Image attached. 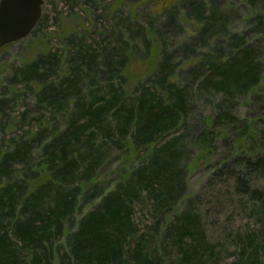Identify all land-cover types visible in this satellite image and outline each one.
Returning <instances> with one entry per match:
<instances>
[{
  "label": "trees",
  "instance_id": "trees-1",
  "mask_svg": "<svg viewBox=\"0 0 264 264\" xmlns=\"http://www.w3.org/2000/svg\"><path fill=\"white\" fill-rule=\"evenodd\" d=\"M188 3L174 0L161 8L152 4L150 11L153 18H165L163 27L170 26L178 21L181 9L189 8ZM158 9L161 11L155 13ZM194 13L193 17L187 12L186 17L199 26L201 47L213 36L224 37V16L214 6L200 1ZM197 19L206 21L200 24ZM254 20L260 34L256 41L264 43V11ZM144 30L136 31L132 40L125 37L104 58L95 52L87 57L77 49L70 61L80 62L71 64L57 84L45 85L39 100L63 112L80 82L101 86L103 78L106 80L102 86L106 89L96 95L100 103L94 99L85 103L74 92L65 129L44 143L34 165L29 141L20 139L13 149L1 151L0 140V264H53L56 257L59 264H161L165 256L161 245L168 240L180 254L178 264H207L213 246L200 240L201 214L194 208L199 196L188 193L190 173L206 167L210 180H233L234 194L241 201L264 200V119L240 120L230 109L233 100L248 97L250 102L258 94L261 62L252 44L231 34L228 54L220 45L200 55L192 51L196 60L188 57L187 62L194 63L189 72L200 83L194 90L170 81L184 66L173 61L160 29L151 26ZM151 44L160 48L147 77L153 84L145 87L139 83L135 91L140 93L128 95L127 59L136 55L148 58ZM184 50H189L187 43ZM58 58L50 52L37 55L8 79L11 83L44 79L55 71ZM6 92V88L0 92V103L6 101ZM218 93L221 96L215 100ZM204 96L205 102L201 101ZM206 102L210 113L205 115L200 109ZM199 103L198 121L191 122ZM99 133L107 145L98 143L93 148L101 138ZM87 140L89 149L81 144ZM120 143L129 145L137 165L129 167L113 188L103 187L96 179L104 165V150ZM13 163L22 164L19 171ZM41 175L46 179L34 187ZM90 182L91 187L85 189ZM135 201L143 203L148 213H160L154 227L140 232L134 218ZM184 201L183 209L179 206ZM86 206L90 209L83 212ZM63 237L64 245L56 247ZM250 242L244 250L248 260L244 264L259 260L260 245L254 239Z\"/></svg>",
  "mask_w": 264,
  "mask_h": 264
},
{
  "label": "rangeland",
  "instance_id": "rangeland-1",
  "mask_svg": "<svg viewBox=\"0 0 264 264\" xmlns=\"http://www.w3.org/2000/svg\"><path fill=\"white\" fill-rule=\"evenodd\" d=\"M173 1L43 0L40 20L34 27L36 32L32 33L31 31L26 38L0 49V92H3L4 88L7 90L6 101L0 103V140L3 144L1 151L13 149L16 145L15 141L27 140L30 143L28 150V153L31 154L30 162L34 165L44 143L65 129L67 113L73 108L74 92L77 91L80 100L85 103L91 99L100 103L99 92L106 89L102 88V86L105 87L106 80L103 78L101 86L97 83L89 85L86 80L80 82L75 86L74 92L71 93L72 96L66 103L67 111L63 112L52 109L47 105L46 100H39L40 92L45 85L57 84L59 78L69 73L71 64L80 62V60L70 61L77 49H82L87 57L95 52L97 57L103 55L104 58L112 48L115 49L121 44L120 41L125 37L129 36V40H132L136 31L141 29L145 31V28L151 26L160 29L161 35L166 39L167 48L172 54L173 61L183 62L184 67H179V70L174 72L176 76L172 77L170 81L175 83L179 81L181 84L193 87L194 90L200 83L196 84L197 80L192 77L191 71L189 72V67L194 63L187 62L188 57L195 59L194 55L210 51L216 45L223 47L222 49H225L228 54L227 44L231 34H238L245 40H249L248 42L255 49L256 58L261 62V78L259 87L255 90L258 94H256L254 102H248L250 100L248 97L233 100L234 105L230 109L240 120L252 116L264 119V43L256 41L260 34L254 24L255 17H259V14L264 11V0H188L189 8L181 9L178 21L163 27L162 24L167 22L163 16L153 18L154 12L150 11L153 10L152 4L161 8ZM200 1L214 6L224 16L222 28L224 37L213 36L204 44V47H201L200 41L197 40L199 26L191 17H186L187 12L194 17V7ZM160 11L158 9L155 13ZM197 21L202 24L206 19H197ZM185 43L189 50H184ZM139 48L143 49L141 45ZM159 49L156 50L155 45L152 47L151 44V53L148 58H138L136 55L127 59V67L124 70L126 94L133 96L139 94V89L135 91V87L139 83H143L145 87H151L153 83L150 81L151 79L147 80V77L153 71L154 63L152 61L159 55ZM192 51H194V55L191 54ZM48 52L56 53L59 58L55 62L57 65L55 71L49 72L46 78L29 83L24 79L16 80L14 83L9 81L8 78L12 73L17 72L20 66L30 64L37 55H44ZM186 53L189 56H186ZM115 59L117 58L115 57ZM97 62L100 61L97 59ZM220 96L219 93L215 94V100ZM204 98L205 96L201 101ZM208 103L206 102L200 109L205 115L210 113ZM200 105L201 103L193 111L196 114H193L192 118H195L191 122L198 121ZM114 118L116 119L118 116L116 115ZM2 124L5 125L3 128ZM82 143L89 149L90 142L88 140ZM94 143L93 148L98 143H101V146L107 145L103 135ZM127 145L111 144L106 151L104 150V165L96 179L101 186L113 188L122 177L125 178L126 170L129 167L133 164L137 165L135 164L136 155ZM219 153H222V150H219ZM21 163H13L12 166L16 171H19ZM208 174V168L200 166L188 177L189 195L199 196L194 208L201 214L200 240L213 246L214 254L212 258L206 260L207 264H239L241 260L244 261L242 264L247 263V253L244 250L250 245L251 239L260 245L259 260L256 264H264V200L261 202L241 201L234 194L233 180L223 178L220 181H213L208 178ZM41 176L38 178L40 181L38 180L34 187L46 179ZM91 185L90 182L84 188L87 189ZM261 186L264 189V179ZM186 205L187 201H184L179 207L184 209ZM89 209L90 206H86L83 208V212ZM145 209L143 203L135 201L134 218L139 225L140 232L146 230L147 227H154L153 224L156 223L160 215V213H148ZM170 220L174 221L175 218L172 216ZM163 224L167 225L165 220ZM66 228L69 227L66 226ZM61 245H64V237L58 241L56 247ZM172 246L173 244L169 240L162 243L161 248L165 256L161 264H178L180 254L176 249L173 250ZM53 264H59L57 257L53 259Z\"/></svg>",
  "mask_w": 264,
  "mask_h": 264
},
{
  "label": "water",
  "instance_id": "water-1",
  "mask_svg": "<svg viewBox=\"0 0 264 264\" xmlns=\"http://www.w3.org/2000/svg\"><path fill=\"white\" fill-rule=\"evenodd\" d=\"M43 0H0V49L26 38L41 17Z\"/></svg>",
  "mask_w": 264,
  "mask_h": 264
}]
</instances>
